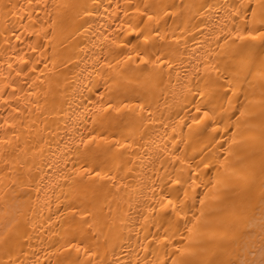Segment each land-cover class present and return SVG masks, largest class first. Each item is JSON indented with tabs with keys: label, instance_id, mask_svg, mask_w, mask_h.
<instances>
[{
	"label": "bare ground",
	"instance_id": "bare-ground-1",
	"mask_svg": "<svg viewBox=\"0 0 264 264\" xmlns=\"http://www.w3.org/2000/svg\"><path fill=\"white\" fill-rule=\"evenodd\" d=\"M0 264H264V0H0Z\"/></svg>",
	"mask_w": 264,
	"mask_h": 264
}]
</instances>
